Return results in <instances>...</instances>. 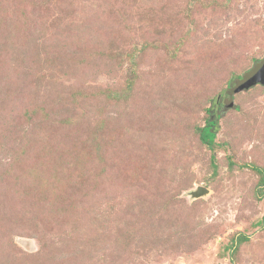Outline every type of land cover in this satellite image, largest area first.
<instances>
[{"label":"rangeland","instance_id":"rangeland-1","mask_svg":"<svg viewBox=\"0 0 264 264\" xmlns=\"http://www.w3.org/2000/svg\"><path fill=\"white\" fill-rule=\"evenodd\" d=\"M263 58L264 0H0V264H264Z\"/></svg>","mask_w":264,"mask_h":264},{"label":"water","instance_id":"water-1","mask_svg":"<svg viewBox=\"0 0 264 264\" xmlns=\"http://www.w3.org/2000/svg\"><path fill=\"white\" fill-rule=\"evenodd\" d=\"M256 85L264 86V58L242 77L235 79L232 87L230 88L231 94H229V96L243 90H248ZM229 98L231 100V96ZM230 100L228 103L232 105ZM204 192L205 190L198 188L195 192H193V196L199 197Z\"/></svg>","mask_w":264,"mask_h":264},{"label":"trees","instance_id":"trees-1","mask_svg":"<svg viewBox=\"0 0 264 264\" xmlns=\"http://www.w3.org/2000/svg\"><path fill=\"white\" fill-rule=\"evenodd\" d=\"M233 84L230 85L229 89L232 87ZM220 108V101L218 100L217 103H216V111H218ZM210 112H212V110H209ZM217 113V112H216ZM214 113L211 114L209 116V118L207 119L206 121V124L201 127V128H197V132H198V137H199V140L200 142L206 146L210 151H213V148H214V141H215V138H216V133H217V129H218V121H217V114ZM211 161H212V164H214V156L211 155ZM215 167V166H214ZM258 173H260L258 171ZM264 182V180H263ZM246 238L244 237H241V238H238L237 239V242L235 241V244H234V241L232 243V246L234 244V246L241 242V241H245Z\"/></svg>","mask_w":264,"mask_h":264}]
</instances>
